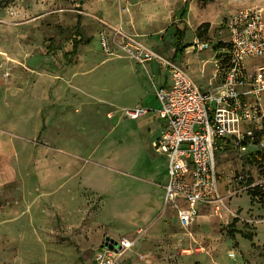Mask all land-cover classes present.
<instances>
[{"label": "rangeland", "instance_id": "obj_1", "mask_svg": "<svg viewBox=\"0 0 264 264\" xmlns=\"http://www.w3.org/2000/svg\"><path fill=\"white\" fill-rule=\"evenodd\" d=\"M254 6L264 14V0H0V264H93L107 236L133 241L123 264H264V207L246 190L228 196L238 173L264 181L242 153H217L234 214L204 206L183 227L164 203L167 159L153 142L169 74L127 55L115 31L172 58L182 29L191 45L175 61L205 90L227 16ZM78 14L84 40L68 58ZM202 40L213 48L194 50ZM140 104L153 110L124 115Z\"/></svg>", "mask_w": 264, "mask_h": 264}, {"label": "built area", "instance_id": "obj_2", "mask_svg": "<svg viewBox=\"0 0 264 264\" xmlns=\"http://www.w3.org/2000/svg\"><path fill=\"white\" fill-rule=\"evenodd\" d=\"M226 30L227 39L214 45L215 74L209 79L210 88L204 90L182 64L115 28L121 37L120 47L127 55L141 65L157 61L168 71L170 84L158 85L155 91L163 126L153 146L167 159L164 203L176 210L183 227L196 219L200 205L213 207L215 213L227 209L234 214L226 205V197L248 191L256 184L249 183L247 175L238 173L236 179L241 185L224 195L217 153H242L248 165L257 169L263 163L264 63L249 61L264 57L262 9L245 7L230 13ZM101 42L106 52H112L106 33H102ZM212 48L209 40H202L193 49L199 52ZM201 71L204 73V67ZM215 79L220 81L218 89L212 87ZM152 110L137 105L124 109V115L139 119ZM114 241L117 245L113 243L112 249L104 242L95 251L93 264H122V257L134 243L127 237ZM230 254L234 256V252Z\"/></svg>", "mask_w": 264, "mask_h": 264}, {"label": "trees", "instance_id": "obj_3", "mask_svg": "<svg viewBox=\"0 0 264 264\" xmlns=\"http://www.w3.org/2000/svg\"><path fill=\"white\" fill-rule=\"evenodd\" d=\"M83 1V0H82ZM204 2L212 1V0H202ZM183 8V14H186V10L188 8V3L185 4ZM185 11V12H184ZM80 20H81V15H77V27L75 30L74 36L72 37V49L70 51H67L65 55L69 58L70 56L74 55L77 51L78 46L83 42V35L82 31L80 28ZM207 23H203L201 26L202 29H204L203 26H206ZM208 26V25H207ZM177 34V40L175 42V50H174V55L172 56V59L175 60L177 56L184 54L185 49L188 48L191 44L190 43H183V38H184V31L182 29H177L176 31ZM87 42V41H86ZM89 42V40H88ZM223 45V43H219V46ZM50 47V46H49ZM72 60L69 59L68 63H71ZM260 169L262 170V173L264 174V158H263V163L260 165ZM254 180L252 178L248 179L249 183H252ZM248 193L256 199L263 207H264V181L262 183H257L253 185L252 187L249 188ZM234 224V221L232 222V225Z\"/></svg>", "mask_w": 264, "mask_h": 264}, {"label": "crops", "instance_id": "obj_4", "mask_svg": "<svg viewBox=\"0 0 264 264\" xmlns=\"http://www.w3.org/2000/svg\"><path fill=\"white\" fill-rule=\"evenodd\" d=\"M195 6L196 5H194L193 4V2H191V3H189L188 4V8H187V12H186V23H187V27L189 26V21H188V19H189V15H190V13H191V10H194V8H195ZM197 7V6H196ZM205 15L204 14H197V16H196V18L193 20L194 21V24H196V25H199L200 23H202V22H208L207 20H201V21H199L200 19H202V17H204ZM194 26V25H193ZM213 58V55L211 56V59ZM214 74H215V68L213 69V75L210 77V79L211 78H213V76H214ZM215 81H216V89H218L217 87L219 86V83H220V81H219V79H215ZM162 82V83H161ZM170 84V77L168 76H164V77H161V79H160V84H159V86L160 85H163V86H167V85H169ZM141 105V104H140ZM150 107V106H149ZM264 110V109H263ZM159 133H160V131L159 132H157V136H156V138L159 136ZM205 205H200L199 206V212L201 211V208H203ZM173 208V207H172ZM176 218H177V216H176ZM177 222L179 223V220H178V218H177ZM180 224V223H179ZM230 224H232V221L229 223V226H231ZM233 225H235V224H233ZM132 249V248H131ZM130 249V250H131ZM126 259H127V257H126ZM129 259V258H128ZM123 264V263H122ZM124 264H131V262H129L128 260L126 261V262H124Z\"/></svg>", "mask_w": 264, "mask_h": 264}, {"label": "water", "instance_id": "obj_5", "mask_svg": "<svg viewBox=\"0 0 264 264\" xmlns=\"http://www.w3.org/2000/svg\"><path fill=\"white\" fill-rule=\"evenodd\" d=\"M114 240H115L114 238L107 236L105 239V246H108L110 249H112L114 244L117 245V243Z\"/></svg>", "mask_w": 264, "mask_h": 264}]
</instances>
